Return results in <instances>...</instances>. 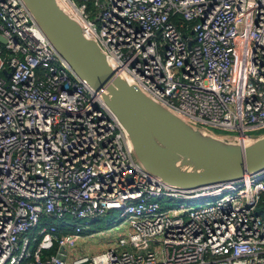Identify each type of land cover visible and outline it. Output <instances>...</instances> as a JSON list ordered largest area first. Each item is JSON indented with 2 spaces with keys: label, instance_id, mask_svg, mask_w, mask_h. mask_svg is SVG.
<instances>
[{
  "label": "built area",
  "instance_id": "obj_1",
  "mask_svg": "<svg viewBox=\"0 0 264 264\" xmlns=\"http://www.w3.org/2000/svg\"><path fill=\"white\" fill-rule=\"evenodd\" d=\"M61 1L130 84L208 132L264 136V0ZM263 196L264 169L196 189L148 172L23 0H0V264H264ZM115 210L129 230L75 254Z\"/></svg>",
  "mask_w": 264,
  "mask_h": 264
},
{
  "label": "water",
  "instance_id": "obj_2",
  "mask_svg": "<svg viewBox=\"0 0 264 264\" xmlns=\"http://www.w3.org/2000/svg\"><path fill=\"white\" fill-rule=\"evenodd\" d=\"M23 2L73 72L100 93L117 116L148 172L167 183L196 189L238 181L264 169V136L243 142L189 123L130 84L61 0Z\"/></svg>",
  "mask_w": 264,
  "mask_h": 264
},
{
  "label": "rangeland",
  "instance_id": "obj_3",
  "mask_svg": "<svg viewBox=\"0 0 264 264\" xmlns=\"http://www.w3.org/2000/svg\"><path fill=\"white\" fill-rule=\"evenodd\" d=\"M76 1L80 2V0ZM90 9H93L94 16L97 9L92 4ZM214 199L212 198L211 200ZM200 203L196 202L195 205ZM125 219L126 217L122 216L120 211L115 210L89 223L83 232V236L87 237H83L78 241L74 250L75 254L94 255L103 251L110 241L116 240L122 233L129 230V225L125 222ZM93 233L96 234L92 235Z\"/></svg>",
  "mask_w": 264,
  "mask_h": 264
},
{
  "label": "trees",
  "instance_id": "obj_4",
  "mask_svg": "<svg viewBox=\"0 0 264 264\" xmlns=\"http://www.w3.org/2000/svg\"><path fill=\"white\" fill-rule=\"evenodd\" d=\"M258 211H259V213H261L263 216H264V196H263V198H262V202L260 203V205H259V208H258ZM48 221H52V222H54V223H58L55 219H50V220H48ZM73 230V228H64L63 226H60V228H59V231H58V235L59 236H63V235H65V234H67V233H69V232H71ZM52 252H53V250H52Z\"/></svg>",
  "mask_w": 264,
  "mask_h": 264
}]
</instances>
